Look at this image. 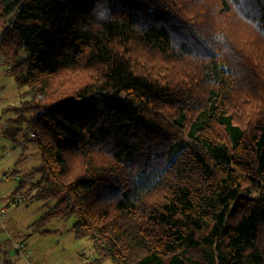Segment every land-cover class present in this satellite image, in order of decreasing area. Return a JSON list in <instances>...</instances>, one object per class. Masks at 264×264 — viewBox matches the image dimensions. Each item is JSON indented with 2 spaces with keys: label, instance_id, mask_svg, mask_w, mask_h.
<instances>
[{
  "label": "trees",
  "instance_id": "16d2710c",
  "mask_svg": "<svg viewBox=\"0 0 264 264\" xmlns=\"http://www.w3.org/2000/svg\"><path fill=\"white\" fill-rule=\"evenodd\" d=\"M0 54L34 232L75 218L115 264H264V0H0Z\"/></svg>",
  "mask_w": 264,
  "mask_h": 264
},
{
  "label": "rangeland",
  "instance_id": "374dc122",
  "mask_svg": "<svg viewBox=\"0 0 264 264\" xmlns=\"http://www.w3.org/2000/svg\"><path fill=\"white\" fill-rule=\"evenodd\" d=\"M0 88V97L3 99L0 101L1 122L12 115L9 113L10 110L3 113L10 104L7 101H22L21 90L17 87L14 76L3 64H0ZM20 139H24V136L21 135ZM12 143L13 141L6 139L0 132V176L3 178L5 173H10L6 174L10 175V178L0 184V196L4 201V206L10 203V199L7 201L8 195L17 186V178L12 175L14 169L12 161L16 156L13 155ZM10 149L13 152L7 155ZM37 151H34L33 144L29 143V147L23 150V154L31 155L34 152L33 155H35L38 153ZM19 153H21V149H19ZM10 207V214L13 213V215L5 224L0 223V264H29L18 256L14 248V242L22 241L23 238L31 244L29 247L34 253L32 260H35L36 264H115L111 258L98 261L99 263L94 262L97 253L93 241L89 237L77 238L75 236L73 230L75 218L47 220L43 223L41 230L33 234L30 225L45 214L44 202L29 199L27 204L18 207L10 205ZM24 231L25 235L22 237Z\"/></svg>",
  "mask_w": 264,
  "mask_h": 264
},
{
  "label": "crops",
  "instance_id": "0c3cea01",
  "mask_svg": "<svg viewBox=\"0 0 264 264\" xmlns=\"http://www.w3.org/2000/svg\"><path fill=\"white\" fill-rule=\"evenodd\" d=\"M0 92H1V88H0ZM2 100L3 99L0 97V101H2ZM7 102H10V104L4 110L3 113H7L10 110L9 113H11L12 115L8 119L2 120L0 122L1 123L0 124V132L4 135V137L6 139H9V137H8L9 133L6 134L7 131H10V130L11 131H16L18 129L24 130L27 125L23 124L22 121L19 120V119H21V115L22 114L16 110L17 108H20V106L23 104L24 101L22 100V101L13 102L12 100H8ZM4 116H6V115H4ZM22 132L23 133L25 132V135ZM22 132H20V134L18 136V139H17V140H20V142L15 143L13 141V143H12V147L14 149L13 155H16L14 157L13 161H12V164L14 165L13 167L15 169V170L13 169L12 175H15L16 178H17V186H16L15 190L11 194L8 195L9 198H8L7 201H9V199H10V203H8L7 205L4 206V201H2V199H1L2 197L0 196V211H2L4 209V213H2V216H0V223H2V224H5L7 222V220H9L11 218V216L13 215V213L10 214L11 213L10 205L18 207L19 205L22 206V204H27V203H29V199L32 198V197L30 198V196H32V195H34L36 193V190H34L28 196H26V195H18V196L14 197V195H13V193L17 190V188L19 186L20 180L23 179L24 176H27L29 173H31L33 169L38 168L40 166V155H39V151H37L38 148L36 147V145L33 144V147H34V151L38 152L37 154L33 155L34 152L31 155L23 154V150L27 149L29 147V143H31V142L25 144V139H20L21 135H22V137L24 136V138H25V136L28 133V132L26 133L25 130L22 131ZM11 133L13 134V132H11ZM22 144H25V146H23ZM19 149H21V153H19ZM11 152H13V151H11V149H10V152L7 155H9ZM15 173H17V174H15ZM6 174H10V173L7 172V173L4 174L5 176H3V177H6V178H1L2 176H0V184L2 182H4V180H7V179L10 178L9 177L10 175H6ZM21 192H24V190H22ZM21 196H26L27 197V201L25 203H21L20 202L18 204H14V199L18 198V197H21ZM32 201H34V200H32ZM44 208H45V204H44ZM45 210H46V208H45ZM75 222H76V220H75ZM33 224L30 225V229H31V232L34 234V233H37V232L33 231V227H32ZM74 224H73V226H74ZM24 235H25V231H24V233H22V237H24ZM29 245L31 246L29 241L25 240L24 238H23L22 241L14 242V248H15V251L18 254V256L22 257L29 264H36L35 260L34 261L32 260V255H34V253L30 249ZM19 247H22V249L19 250ZM98 258L99 257L97 255V258L94 261L95 263L101 262V261L98 262Z\"/></svg>",
  "mask_w": 264,
  "mask_h": 264
},
{
  "label": "built area",
  "instance_id": "2783aa9c",
  "mask_svg": "<svg viewBox=\"0 0 264 264\" xmlns=\"http://www.w3.org/2000/svg\"><path fill=\"white\" fill-rule=\"evenodd\" d=\"M4 61V58H3V55L0 54V63H2ZM33 136V134L31 135ZM26 139V138H24ZM3 178H6V177H3ZM27 201V197L26 196H21V197H18V198H15L14 199V204H18V203H25ZM2 213H4V209L2 211H0V216H2ZM22 247H19V250H21Z\"/></svg>",
  "mask_w": 264,
  "mask_h": 264
}]
</instances>
